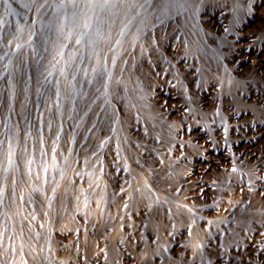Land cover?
<instances>
[{
    "label": "rangeland",
    "instance_id": "obj_1",
    "mask_svg": "<svg viewBox=\"0 0 264 264\" xmlns=\"http://www.w3.org/2000/svg\"><path fill=\"white\" fill-rule=\"evenodd\" d=\"M154 1L0 6V264H264V0L234 21L228 0H197L213 59L157 48L140 108L127 58ZM74 11L92 15L80 44Z\"/></svg>",
    "mask_w": 264,
    "mask_h": 264
},
{
    "label": "bare ground",
    "instance_id": "obj_2",
    "mask_svg": "<svg viewBox=\"0 0 264 264\" xmlns=\"http://www.w3.org/2000/svg\"><path fill=\"white\" fill-rule=\"evenodd\" d=\"M228 1L231 6L232 21L240 18L249 10V5H247L244 0ZM195 2H197V0H188L184 8L178 11L176 9H171L166 16L161 17L160 14L157 15L158 0L152 3L151 11L148 13L149 16H152V19L142 31L138 32L135 42L133 41V45L130 46V56L127 58L128 65H130L133 63V57H135V61L139 63V69L132 75L129 68H127V71L129 70L127 74L128 82L124 89L126 93L131 95L130 97L136 101L140 108H146L144 98L149 92L147 84L150 78L148 77L149 68L146 67V60L151 57L157 48L165 50L166 44H168L170 40H173L175 43L185 47L186 55L191 58V64L195 65L196 62H198V67L201 68V70H203V68L205 70L207 65H209L208 62L210 59H213L214 53L211 49L212 45L210 46L211 42L209 43L208 38L205 39L201 25L190 14V7L193 6ZM166 58L171 74H173L177 81L179 80L181 82L185 73L179 70L177 63L169 54H166ZM223 76L224 74L220 72L217 73V79L224 85L225 79ZM134 77L137 79L134 80ZM235 85L236 83H233V85H230L228 88L225 87V91L230 92L234 98H237L235 94ZM135 86H140V98L136 97L137 89H134Z\"/></svg>",
    "mask_w": 264,
    "mask_h": 264
},
{
    "label": "snow or ice",
    "instance_id": "obj_3",
    "mask_svg": "<svg viewBox=\"0 0 264 264\" xmlns=\"http://www.w3.org/2000/svg\"><path fill=\"white\" fill-rule=\"evenodd\" d=\"M55 0H26V2L22 3L21 6L28 9L29 11L35 9V11L41 15L48 14V8H51ZM68 4H71L74 8H78L77 0H67ZM130 4L131 7H143L144 4H151V0H143V3H140V0H86L85 8L92 10L94 12H107L109 14H115L114 9H116L117 5L123 6L124 4ZM188 3V0H158L157 10L160 13V16H166L171 9H176L177 11L184 8V6ZM8 0H0V6L7 5ZM47 6V7H46ZM58 9L65 7L64 0H60V3H56L55 5ZM71 24L74 25L77 29H82L77 33L78 38L76 40L77 44L81 43V39L85 36H88V33L93 30L92 24V15L89 14V11H74L69 18ZM3 22V21H0ZM103 23V20L100 17H97V26L94 31V35L97 37L102 35L100 24ZM86 44L91 46L95 43V41L89 37ZM119 43V41H117ZM2 144L0 141V155H2ZM14 155V151L11 146L7 152V162L8 165L13 163L12 157ZM31 161H29V164ZM7 171V168H5ZM46 172L47 169L45 168ZM235 171V169H233ZM3 196V189L0 188V197ZM2 202V201H0ZM5 237L2 233H0V248L4 246ZM15 250V249H13Z\"/></svg>",
    "mask_w": 264,
    "mask_h": 264
}]
</instances>
